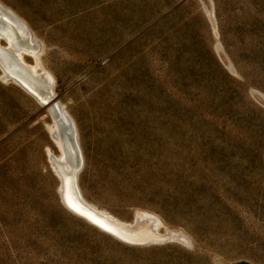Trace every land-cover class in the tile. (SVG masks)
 <instances>
[{
  "label": "rangeland",
  "instance_id": "1",
  "mask_svg": "<svg viewBox=\"0 0 264 264\" xmlns=\"http://www.w3.org/2000/svg\"><path fill=\"white\" fill-rule=\"evenodd\" d=\"M1 1L44 44L85 198L192 244H128L70 212L48 107L0 69V264H264V0Z\"/></svg>",
  "mask_w": 264,
  "mask_h": 264
},
{
  "label": "bare ground",
  "instance_id": "2",
  "mask_svg": "<svg viewBox=\"0 0 264 264\" xmlns=\"http://www.w3.org/2000/svg\"><path fill=\"white\" fill-rule=\"evenodd\" d=\"M43 50L44 44L28 23L0 0L1 77L13 81L48 107L52 117L50 134L58 149V153L48 150V157L59 179L58 190L64 206L101 231L128 244L149 245L174 240L185 246L191 245L192 240L186 233L162 230L163 222L153 212L139 210L132 221H127L85 198L78 181L84 157L77 129L66 107L60 102L52 103L56 95L55 78L43 65ZM29 57L32 61L28 60Z\"/></svg>",
  "mask_w": 264,
  "mask_h": 264
},
{
  "label": "water",
  "instance_id": "3",
  "mask_svg": "<svg viewBox=\"0 0 264 264\" xmlns=\"http://www.w3.org/2000/svg\"><path fill=\"white\" fill-rule=\"evenodd\" d=\"M0 68L2 69L1 66H0ZM238 264H250V263L243 261V262H240V263H238Z\"/></svg>",
  "mask_w": 264,
  "mask_h": 264
},
{
  "label": "snow or ice",
  "instance_id": "4",
  "mask_svg": "<svg viewBox=\"0 0 264 264\" xmlns=\"http://www.w3.org/2000/svg\"><path fill=\"white\" fill-rule=\"evenodd\" d=\"M96 223H99V221H95ZM103 227V225H101ZM109 231H111V229H108Z\"/></svg>",
  "mask_w": 264,
  "mask_h": 264
}]
</instances>
